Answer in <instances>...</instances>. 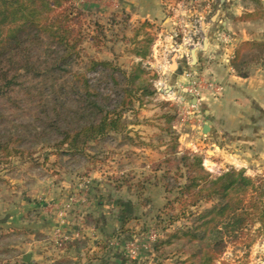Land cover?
Instances as JSON below:
<instances>
[{"label": "rangeland", "instance_id": "rangeland-1", "mask_svg": "<svg viewBox=\"0 0 264 264\" xmlns=\"http://www.w3.org/2000/svg\"><path fill=\"white\" fill-rule=\"evenodd\" d=\"M88 1L72 0L82 12L78 23H73L77 38L82 40V56L130 70L138 63L132 40L143 22H131L127 13L101 17L96 8L86 7ZM152 25L147 33L154 43L150 57L142 63L150 71L146 78L151 79L156 94L145 99L142 108L135 104L139 125L132 128V142L113 135L111 140L90 144L74 157L38 148L32 155L0 163V264H24L28 255L37 257L35 264H174L186 260L194 247L171 236L189 228L193 215L211 208L212 203L192 206L178 190L166 192L165 182L155 186L167 171L165 165L157 169L166 151L176 141L179 156L183 152L201 155L205 169L214 177L232 168L245 170L208 167L206 163L213 156L210 148H181L183 131L199 135L201 113L193 105L196 95L192 91L199 84L194 79L181 83L176 94L168 86L177 82V68L181 76L192 73L196 65L191 64L190 51L201 45L186 46L183 60L174 56L179 67L172 70L173 51L165 54L168 45L160 42L161 30L180 35L181 28ZM74 69L85 72L83 64ZM127 117L135 120L131 114ZM159 148H164L163 152L150 156L135 151ZM179 156L171 155L175 159ZM170 165L174 179L178 163L174 160ZM245 172L251 178L264 176L257 167ZM179 183L184 185L185 180ZM225 240L226 248L216 264H264V228L259 224L237 240Z\"/></svg>", "mask_w": 264, "mask_h": 264}, {"label": "trees", "instance_id": "trees-1", "mask_svg": "<svg viewBox=\"0 0 264 264\" xmlns=\"http://www.w3.org/2000/svg\"><path fill=\"white\" fill-rule=\"evenodd\" d=\"M80 16L72 0H0V163L38 148L74 157L113 135L132 142V128L139 125L135 104L142 108L156 94L142 63L151 54L154 42L147 32L154 25L146 21L138 29L132 40L138 63L126 70L82 56V40L73 27ZM80 64L85 72L75 71ZM180 154L175 141L157 166L167 171L155 186L165 182L166 192L178 190L192 206L206 201L212 207L171 236L194 247L186 260L174 264H216L225 238L237 240L256 224L264 228V176L251 178L232 168L214 177L201 155ZM174 160L181 175L172 179Z\"/></svg>", "mask_w": 264, "mask_h": 264}, {"label": "crops", "instance_id": "crops-1", "mask_svg": "<svg viewBox=\"0 0 264 264\" xmlns=\"http://www.w3.org/2000/svg\"><path fill=\"white\" fill-rule=\"evenodd\" d=\"M86 5L96 8L101 17L127 13L131 22L181 28L180 35L161 30L160 42L168 45L165 54L173 51L171 69L179 67L174 56L186 58V46L201 45L192 73L184 77L177 68L179 78L168 86L176 94L181 83L194 79L199 84L194 87L198 95L193 100L201 113L199 135L183 131L181 148H210L213 156L208 167L248 171L257 167L264 172V0H225L215 23L211 20L220 0H89ZM203 24H207L206 36ZM205 40L207 49H203ZM205 126L207 135L203 134ZM163 149L135 151L150 156ZM28 256L30 262H25L26 256L24 264H35L37 257Z\"/></svg>", "mask_w": 264, "mask_h": 264}, {"label": "water", "instance_id": "water-1", "mask_svg": "<svg viewBox=\"0 0 264 264\" xmlns=\"http://www.w3.org/2000/svg\"><path fill=\"white\" fill-rule=\"evenodd\" d=\"M224 2H225V0H220V5H219V10L217 11V13H216V15L212 18V20H211V22L212 23H215L216 22V20H217V18H218V16L220 15V9H221V7L223 6V4H224ZM206 26H207V24H203V34H204V36H206V32H205V28H206ZM207 47H208V43H207V41L205 40L204 42H203V49H207ZM198 50H199V48L198 47H194L191 51H190V57H191V64L192 65H196L197 64V52H198ZM172 69L174 70L175 69V65H173V67H172ZM208 126H205L204 127V130H203V134H205V135H207V133H208ZM30 256H27L26 258H25V262L26 263H29L30 262Z\"/></svg>", "mask_w": 264, "mask_h": 264}, {"label": "built area", "instance_id": "built-area-1", "mask_svg": "<svg viewBox=\"0 0 264 264\" xmlns=\"http://www.w3.org/2000/svg\"><path fill=\"white\" fill-rule=\"evenodd\" d=\"M192 91L195 93L196 96L198 95V93L194 90V88L192 89Z\"/></svg>", "mask_w": 264, "mask_h": 264}]
</instances>
